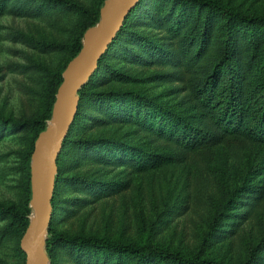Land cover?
I'll return each instance as SVG.
<instances>
[{"label":"rangeland","instance_id":"374dc122","mask_svg":"<svg viewBox=\"0 0 264 264\" xmlns=\"http://www.w3.org/2000/svg\"><path fill=\"white\" fill-rule=\"evenodd\" d=\"M48 1L6 0L0 8V113L19 122L44 112L57 74L71 56L70 45L102 0ZM221 1L264 14V0ZM170 3L145 2L108 57L109 66L99 72L95 88L111 92L119 110L126 104L115 97L127 92L146 97L154 110L152 123L115 116L98 100L86 103L70 134L74 142L57 157L56 177L60 174L62 180L49 225L75 236L178 249L219 264H264V140L239 130L249 105L257 102L258 108L264 100L263 36L258 35L252 54L246 39L257 33L235 25L226 55L222 18L215 16L201 38L205 11L199 21L197 7L186 6L180 25L170 26L177 17L174 10L168 13ZM53 42L61 47L51 49ZM224 89L228 106L242 115L241 121L234 119L239 122L235 129L224 123L230 118L232 123ZM211 90L214 99L208 104ZM162 118L167 133L157 126ZM182 118L192 128L182 129ZM178 129L203 142L186 143ZM34 135L30 127L0 128V204L19 211L27 202L26 153L33 144L35 150ZM83 139L118 142L119 156L112 157L103 146L84 149ZM130 146L146 160L136 163L125 152ZM21 239L20 222L1 213L0 264L24 263ZM51 248L56 264H105L100 256L94 260L92 252L66 244ZM106 257L107 264H115L111 255ZM122 264L132 263L124 257Z\"/></svg>","mask_w":264,"mask_h":264},{"label":"trees","instance_id":"16d2710c","mask_svg":"<svg viewBox=\"0 0 264 264\" xmlns=\"http://www.w3.org/2000/svg\"><path fill=\"white\" fill-rule=\"evenodd\" d=\"M55 2V3H61L68 5L69 0H49L48 2ZM6 0L0 1V8L4 7ZM104 0L100 2L99 7L91 13H88V17L86 19V22L84 23L83 30H81L80 33L77 34V37L75 38L74 42L70 45L71 49V56L65 66L63 67L62 71H60L57 74V80L54 85V87L49 91L50 100L48 102L47 107L45 108L44 112H42L39 116L32 119H26L24 121H16L13 118L5 117L0 113V128H11V129H17L20 130L22 128L30 127L35 130L34 135V141L39 137L40 133L47 129L48 127V121L53 117L54 111H55V101H56V94L58 92V88L62 84L64 77L62 75L63 71L67 67L68 63L78 55V53L83 48V37H84V31L89 28L95 26L102 18V8L105 4H103ZM147 2V0H139L137 5L132 9V11L127 16L124 25L121 27L119 32L117 33L116 37L112 41V43L109 45V48L107 51L102 55V57L99 59L98 67L96 71L92 74L90 80L84 84L80 90H79V108L76 115V118L73 122V124L70 127V130L64 139L63 149L60 152V155L58 156V159H60L61 155L65 153L68 144H72L74 142L73 139L70 138V134L72 132V129L77 122L79 115L82 112V107L89 102L96 101L102 102L105 105L109 106L108 110L112 111V114L115 116L118 114H125L127 116H132V118H135L137 120H141L143 123L146 122L148 125L152 123V121H149V116L154 111L153 108H151V104L148 103L147 98L139 95L135 92H127L122 94V97H115V99H119L118 101H122L126 105L122 106L121 109H117V107L113 103V94L111 92H102L98 91L95 88L96 83L98 82V76L99 72L105 69V67H108L107 59L108 57L114 53L113 51L116 50V48L121 43V40L123 41L125 39L126 34L129 32L128 27L130 23L134 20L135 17L138 16L140 8ZM170 8L168 10V13L171 12V10H174L173 13L177 12V17L173 21L174 25L170 26H179L180 22L182 21V14L184 13V9L186 6H195L197 7L196 12L199 17V21L201 17L203 16V13L205 11V17L202 20V27L203 32L201 35V38L204 37V33L208 28V25L210 21L215 17L219 16L223 20V27L227 31V37H226V51L225 54L227 55L228 49L232 48L233 42L232 39L234 37V26L238 25L239 28H242L244 30H248V32H251L252 35L254 33H257L255 35V38L253 39H246L247 42H250L251 44V50H253L252 54L256 53V49L258 48L259 41L257 40L258 35L263 36L264 39V14H252L248 12L241 11L239 9L231 8L228 5H226L221 0H170ZM74 4V3H73ZM172 14V13H170ZM172 16V15H169ZM202 40V39H201ZM259 40L262 41V38H259ZM51 49L53 48H60L61 46L57 43H51L49 45ZM262 79L260 82H263L264 86V63L262 65ZM96 86V87H95ZM261 87V86H260ZM214 90H211L210 92H207L206 94V100L208 104H212V100L214 99ZM228 90L224 89L225 95V105L227 104V107L230 108L231 115H232V123L231 118L225 119L224 123L227 125L226 128H232L235 129L239 122L234 121V119H238L241 121L240 111L237 110L236 106L230 107L228 106L231 101H227ZM120 94V93H118ZM121 95V94H120ZM115 96V95H114ZM125 96V97H124ZM212 96V97H211ZM231 100L235 101V95H230ZM103 98L104 101L101 100ZM129 106V107H128ZM214 106V104H213ZM159 110V109H156ZM157 112V111H156ZM248 114L246 116V113L243 115L245 118L243 119V124L239 127V130H246L249 136L258 139L264 140V100L260 104V106L257 108V102L251 103L249 105ZM172 120L174 121L175 126L179 128L178 123L175 121L174 116H171ZM245 119H247V123H245ZM159 121V120H158ZM188 123L182 118V129H190L192 127L186 126ZM256 126L257 130H254L248 126ZM156 126V125H155ZM158 128L161 130L162 133H167L168 128L163 122V118L161 121L157 123ZM173 127V126H172ZM174 129V127H173ZM177 132H179L180 136L185 139V142L189 144L193 143H201L203 140L197 141L193 139V136H188V133H181V131L178 129ZM184 132V131H182ZM170 134V133H168ZM173 136H176L178 139L180 137L177 136V133ZM197 141V142H196ZM80 145L84 149H90L95 146H103L105 151L112 157L119 156V149H117L118 142H112V141H106V140H93V139H86L82 140ZM121 146V145H120ZM66 147V148H65ZM131 148H127L125 150L127 155L133 156V159L136 163H141V161L146 160V157H144L141 152L135 151L134 146H130ZM121 149V148H120ZM34 150V144L30 151L26 153V170L27 175L25 179V191L27 196V202L25 205V209L23 211H19L15 206H5L4 204H0V214L5 213L11 215L14 219H16L21 224V237L24 235L25 231L27 230L31 214L33 212V208L30 206V202L32 199V181H31V161H32V155ZM60 175V174H59ZM56 177V185H55V193L57 195V187L59 186V182L62 180L61 175ZM56 195L54 194V197L52 199V205L54 206L55 211V202H56ZM48 231L50 234V237L46 240V246L48 248V256L50 257L52 264H56L53 259L52 254V244H66L70 246L71 248H74L77 250V252L85 251V253H91V256H93L96 260L98 256H100L102 263L107 264V257L108 255H111L114 260L115 264H122V259L124 257H128V261L132 264H219L212 258L208 257H201L199 255L195 256H187L185 255L181 250L174 249V250H168L166 248L160 247V246H152V245H140L135 243H128V242H122L117 240H110L104 237H98V236H75L70 235L62 231H57L53 229L50 225L48 227ZM21 252L25 256V261L23 264H26V253L25 251L20 247ZM88 257V256H86Z\"/></svg>","mask_w":264,"mask_h":264},{"label":"water","instance_id":"95a60500","mask_svg":"<svg viewBox=\"0 0 264 264\" xmlns=\"http://www.w3.org/2000/svg\"><path fill=\"white\" fill-rule=\"evenodd\" d=\"M139 0H107L102 18L93 26L83 42V48L63 73L64 80L56 94L51 131H42L32 155V199L30 224L21 239L26 252V264H51L46 253V231L52 215V199L57 174V157L79 108V90L98 67L124 22Z\"/></svg>","mask_w":264,"mask_h":264},{"label":"bare ground","instance_id":"6f19581e","mask_svg":"<svg viewBox=\"0 0 264 264\" xmlns=\"http://www.w3.org/2000/svg\"><path fill=\"white\" fill-rule=\"evenodd\" d=\"M88 35H89V33H88ZM54 122H55V121H52V122L50 123V127L48 128V131H51V130L54 128Z\"/></svg>","mask_w":264,"mask_h":264}]
</instances>
